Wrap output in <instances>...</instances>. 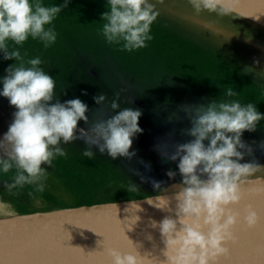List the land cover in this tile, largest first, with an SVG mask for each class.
<instances>
[{
	"label": "clouds",
	"instance_id": "9594fccd",
	"mask_svg": "<svg viewBox=\"0 0 264 264\" xmlns=\"http://www.w3.org/2000/svg\"><path fill=\"white\" fill-rule=\"evenodd\" d=\"M68 2L0 0V54L3 59L14 61L0 76V97L7 98L15 109L7 131L0 136V151L4 153L0 156V175L14 169L11 183L5 185L8 190L19 191L31 185L35 192L42 193L49 172L41 164L52 165L56 156H66L60 144L77 139V122L88 120V106L78 97L49 103L54 97L53 77L41 67L44 61L39 55L29 57L21 51L29 38L39 41L44 48L55 42L57 33L52 22ZM163 2L106 0L99 28L104 42L129 52L145 47L146 41L152 39L150 27L159 14L157 5ZM187 4L195 14L225 16L232 12L225 0H187ZM244 72L253 69L246 67ZM255 76L264 78V70ZM237 97L232 86L223 85L219 98L184 109L191 125L184 131L192 139L175 144L168 157L173 161L178 158L176 168L181 176L171 197L174 209L169 208L170 198L166 195L146 199L158 209L174 212L159 221L150 219V227L158 230L164 245L165 259L141 256L137 252L139 245H133L126 236L129 246L110 248L107 264H220L236 241V228L251 229L258 223L255 209L237 206L242 201V185L264 166L252 161L242 163L245 153L239 149L245 147L242 133L255 130L264 113L257 110L256 103L241 102ZM92 99L100 107L107 104L112 114L92 122L91 142L111 158L134 155L135 150L129 149L132 138L142 131L138 125L141 110L121 108L120 92L113 93L110 100L104 92ZM81 154L89 159L94 155L90 148ZM166 175L172 178L176 172L168 170ZM153 187L159 188L160 182H154ZM129 188L136 190L134 185ZM130 207L138 209L136 202ZM139 219L136 214L126 217L125 228L132 230Z\"/></svg>",
	"mask_w": 264,
	"mask_h": 264
},
{
	"label": "water",
	"instance_id": "95a60500",
	"mask_svg": "<svg viewBox=\"0 0 264 264\" xmlns=\"http://www.w3.org/2000/svg\"><path fill=\"white\" fill-rule=\"evenodd\" d=\"M225 6L232 8L229 15L195 14L187 0H164L157 5L159 14L154 22L180 29L200 47L226 58L239 69L250 67L252 73L264 70V0H225ZM257 16L259 19H253ZM55 86L57 93L49 103L70 99L71 90L59 88L56 83ZM134 106L141 110L138 125L142 131L132 138L129 151L135 150V154L131 157L111 158L91 142L92 122L112 114L101 109H88V120L77 122L75 135L78 138L60 146L78 153L90 148L95 159L112 166L129 185L136 187L140 196L0 217V264H107L108 250L127 248V237L133 245H139L137 252L141 256L165 259L164 245L158 230L150 227V219L159 221L174 212L158 209L146 199L156 194L166 195L170 198L169 208L174 209L175 201L171 197L181 176L176 168L178 158L173 161L168 157L175 144L192 139L184 131L191 125L190 122L183 126L169 125L152 117L136 100ZM14 110L7 98H0V136L7 131ZM241 140L245 145L239 149L245 153L241 162L252 161L264 166L262 128L256 125L252 132L245 130ZM204 143L207 144V140ZM3 155L0 151V156ZM168 170L176 175L169 178ZM154 182H160V187L154 188ZM262 188L264 167L242 185V201L237 206L255 209L258 223L251 229L236 228V241L220 264H264ZM135 202L137 210L130 207ZM135 214L140 219L129 231L123 221Z\"/></svg>",
	"mask_w": 264,
	"mask_h": 264
},
{
	"label": "flooded vegetation",
	"instance_id": "af4514ba",
	"mask_svg": "<svg viewBox=\"0 0 264 264\" xmlns=\"http://www.w3.org/2000/svg\"><path fill=\"white\" fill-rule=\"evenodd\" d=\"M43 2L61 3L62 0ZM105 10L106 3L101 0H69L52 22L57 33L55 42L44 48L39 41L29 38L21 49L29 57H41L44 61L41 67L54 80L59 79L55 81L59 88L71 90L70 99L78 97L88 109L110 112L107 104L100 107L92 97L104 92L110 100L113 93L120 92L121 108H135L136 100L152 117L169 125L183 126L190 122L185 108L219 98L223 85H230L241 102L256 103L257 110L264 113V78L252 72L245 73L226 58L200 47L180 29L156 22L150 27L152 39L146 41L145 47L131 52L121 50L117 45L105 43L100 35V13ZM13 62L0 54V76L6 74L5 68ZM258 123L264 127V119ZM62 148L66 156H56L52 165L41 164L49 172L45 190L37 193L33 186L20 190L48 197L47 204L27 210L28 213L72 207L61 201L69 195L80 194L79 189L73 188L72 193L58 197L52 194L49 182L67 180L73 186L71 178H79L82 185L94 165L112 170L93 158L84 157L68 147ZM12 172L14 169L0 175V182L8 184ZM112 197L118 196L101 197L100 201ZM60 202L62 205L58 204Z\"/></svg>",
	"mask_w": 264,
	"mask_h": 264
},
{
	"label": "rangeland",
	"instance_id": "374dc122",
	"mask_svg": "<svg viewBox=\"0 0 264 264\" xmlns=\"http://www.w3.org/2000/svg\"><path fill=\"white\" fill-rule=\"evenodd\" d=\"M228 62L230 61L228 60ZM58 80L59 79H55L54 81ZM56 93L57 88L55 86L54 95ZM257 125L264 129L262 124H259L257 122ZM93 159L99 162V164L106 166V164H102L94 157ZM110 167L112 168V170L108 171L104 168L96 167L94 165V167L90 168V172L87 174V176H85L86 179L84 180L86 183L82 185L78 181L80 180L79 178L78 180L71 178L72 183H74L73 186L70 185L67 180L61 181L63 185L60 184V181H51L49 182L50 190L52 191L53 195L60 197L67 195L68 193H72L73 188L79 189L78 193L80 194H77L76 196L69 195L66 197L67 199L65 201H61L62 203L66 204L65 206L72 207H75L73 205L76 204H78L77 206L88 205L89 203L94 204L93 202L100 201L101 197H108L110 195L118 197L140 196L136 190L133 191L129 188V184L123 179L121 174H119L112 166ZM7 183H11V180H9ZM2 187H4V190L2 189ZM25 187H28L27 189H30L31 185H25ZM48 201V197L42 194L32 193L31 195H29V193H23L20 190L19 192H16L14 189L8 190L5 184L0 182V217L25 214L28 213L27 210H30L32 208H40L44 204H47ZM61 202L58 204L62 205Z\"/></svg>",
	"mask_w": 264,
	"mask_h": 264
},
{
	"label": "trees",
	"instance_id": "16d2710c",
	"mask_svg": "<svg viewBox=\"0 0 264 264\" xmlns=\"http://www.w3.org/2000/svg\"><path fill=\"white\" fill-rule=\"evenodd\" d=\"M198 45V44H197ZM124 179V178H123ZM138 196H128V197H112V198H108V199H103L101 201H97V202H93V203H100V202H106V201H117V200H122V199H130V198H136ZM87 204V203H86ZM89 204H92V203H89ZM78 204L76 205H73V206H77Z\"/></svg>",
	"mask_w": 264,
	"mask_h": 264
},
{
	"label": "snow or ice",
	"instance_id": "6c2138e0",
	"mask_svg": "<svg viewBox=\"0 0 264 264\" xmlns=\"http://www.w3.org/2000/svg\"><path fill=\"white\" fill-rule=\"evenodd\" d=\"M230 252H231V247H230Z\"/></svg>",
	"mask_w": 264,
	"mask_h": 264
}]
</instances>
